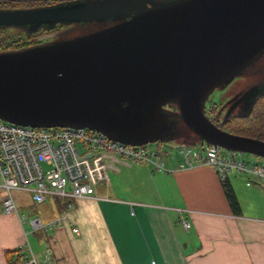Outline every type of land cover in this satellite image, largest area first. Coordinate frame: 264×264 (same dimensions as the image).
Returning <instances> with one entry per match:
<instances>
[{"label":"water","instance_id":"obj_1","mask_svg":"<svg viewBox=\"0 0 264 264\" xmlns=\"http://www.w3.org/2000/svg\"><path fill=\"white\" fill-rule=\"evenodd\" d=\"M60 1L73 2L0 10V30L79 26L0 52V122L87 129L133 147L192 133L200 144L264 158V141L224 131L205 114L216 89L264 58V0ZM258 75L249 76L245 112L264 93Z\"/></svg>","mask_w":264,"mask_h":264},{"label":"crops","instance_id":"obj_2","mask_svg":"<svg viewBox=\"0 0 264 264\" xmlns=\"http://www.w3.org/2000/svg\"><path fill=\"white\" fill-rule=\"evenodd\" d=\"M171 146L159 147L169 153L162 157L168 174L106 155L110 183L96 189L98 199L56 201L36 209L29 194L14 192L19 214L66 218L50 231L42 250L33 252L36 259L47 264H264V188L246 187L242 177L230 176L240 207L235 215L214 170L180 169L182 160ZM240 181L248 203L236 194L243 188ZM5 196L0 188V264H9L6 252L24 253L26 233L17 216L2 214Z\"/></svg>","mask_w":264,"mask_h":264},{"label":"built area","instance_id":"obj_3","mask_svg":"<svg viewBox=\"0 0 264 264\" xmlns=\"http://www.w3.org/2000/svg\"><path fill=\"white\" fill-rule=\"evenodd\" d=\"M174 146L176 155L182 160L180 169L208 166L220 182L234 175L242 177L246 187L264 188V158L252 156L255 160H243L239 158L241 154L207 144L197 148L179 143ZM168 154L160 149L149 150L146 146L133 147L111 141L87 129H38L0 122V188L6 193L1 202L2 214L17 216L21 226L28 223L32 233L53 230L64 224V215L49 219L45 213H36L27 220L25 215L19 214L13 193L29 194L36 209L56 201L98 199L96 189L110 183L106 155L168 174L171 170L162 160L163 155ZM180 223L185 230L189 229L185 220ZM23 236V264H47V260L39 262L36 259L27 242V234Z\"/></svg>","mask_w":264,"mask_h":264},{"label":"trees","instance_id":"obj_4","mask_svg":"<svg viewBox=\"0 0 264 264\" xmlns=\"http://www.w3.org/2000/svg\"><path fill=\"white\" fill-rule=\"evenodd\" d=\"M16 3H20V4L15 5V7H25L24 4H26L25 1H17ZM9 4L10 3H7V5ZM2 31L0 30V34H3L1 33ZM5 39L7 38L4 37L3 39V37H0V42H2ZM19 49H23V47L8 46L5 48L6 51L19 50ZM238 101L239 98L235 99L234 104H236ZM223 107H225V105L221 106L208 102L206 105L205 114H206V110H209L212 115L215 112V125L224 131L239 136L257 138L259 140L264 141V93L260 94L258 97L254 99V101L250 104V108L247 112L243 114L231 113L228 115H224V120L220 121L221 119L218 120L216 119V117L221 112L220 108L223 109ZM173 111H175L174 108ZM209 120L212 122L210 118ZM177 140H178L177 142L190 147L200 145L198 139H195L192 133H189L188 135L183 136ZM221 187L223 189L225 198L232 213L235 215H239L240 214L239 203L237 201V198L233 192L231 185L229 184L228 181H226V182H221ZM23 256L24 253L23 254L20 253L19 250L5 253V257L8 260L9 264H23Z\"/></svg>","mask_w":264,"mask_h":264},{"label":"flooded vegetation","instance_id":"obj_5","mask_svg":"<svg viewBox=\"0 0 264 264\" xmlns=\"http://www.w3.org/2000/svg\"><path fill=\"white\" fill-rule=\"evenodd\" d=\"M17 1H22V0H0V10L34 9V8L51 7V6H56V5H60V4H68V3L73 2V1H60V0H23L26 2V4H24L25 7H15V5L20 4V3H16ZM7 3H10V4L7 5ZM73 27L74 26L56 25L53 29H47L46 27L43 26V27L38 28L36 31H32L31 28L5 29L3 31L1 30L2 31L1 33L4 34L5 38H19V39H21V41H23L21 43H13V45H10V46H14V47L15 46H21L23 48H27V47H31L34 45H40L43 43L50 42L56 38H64L63 35H61L59 37L58 34H60V33L67 34L71 31H72V33H74L75 31L73 29H75L79 26H76L74 28ZM94 27H96V26H94ZM87 28H89V26L83 27V29H87ZM5 48H6V46L3 49H0V52L6 51ZM243 81H242V83L236 81L238 83L236 85L234 84L233 86H231V90L229 93H236V97L234 99H232L231 101H229L228 104L225 105V107H223V109L220 108L221 112L217 115L216 119H218V120L221 119L220 121H222V120H224V115H228L231 113L235 114V112H237L238 114L239 113L240 114L245 113L246 107H243L241 105L242 102L238 103V104H234V100L237 99V97L238 98L240 96L242 97L243 94L246 93V91L249 89V87L246 88L247 85H246V87L244 85V84H247L246 81H244V82ZM233 82H231L228 86H230ZM239 87H242V88L237 90ZM239 94H241V95H239ZM240 100L242 101V99H240ZM227 107H228V110H226ZM240 109L242 112L240 111ZM206 114H207V117L210 118L212 120V122H214V124H215V112L212 115L211 113H209L208 110H206Z\"/></svg>","mask_w":264,"mask_h":264},{"label":"rangeland","instance_id":"obj_6","mask_svg":"<svg viewBox=\"0 0 264 264\" xmlns=\"http://www.w3.org/2000/svg\"><path fill=\"white\" fill-rule=\"evenodd\" d=\"M0 37H3V39H4V34H0ZM21 42H23V41H21V39H19V38H7V39H5V40H3L2 42H0V49H3L5 46L6 47H8V46H10V45H13V43H21ZM263 62H264V58H262L261 60H259L254 66H252L251 68H249L246 72H245V74H247V75H249L250 76V74L253 72V71H255V74L256 75H258L259 73V75L258 76H260L262 73H263V75L261 76V78H264V67L263 68H259V66L260 65H262L263 64ZM259 68V69H258ZM249 76H246V77H244V76H242V77H239V78H237V79H235V81L230 85V86H228V87H225V88H221V89H216L214 92H213V94L209 97V100H208V102L209 103H213V104H216V105H227L228 104V102L229 101H231L232 99H234L235 97H236V93H229L230 92V90H231V86H233L234 84L236 85L238 82H240V83H242V81L244 80V81H246V83L247 84H244L245 85V87H246V85H247V87L246 88H248L249 87V89L246 91V93H244L243 94V96L240 98L239 97V100L240 99H242V106L243 107H246L247 106V104H248V102H249V100L251 99L250 98V96H251V94L253 93V91H254V89H252L250 92H249V90H250V88H251V86H252V84L255 82V78H251V77H249ZM236 81H238V82H236ZM243 81V82H244ZM242 87H239L237 90H239V89H241ZM236 90V91H237ZM238 94V93H237ZM239 95H241V94H239ZM238 98V97H237ZM244 102V103H243ZM207 105V104H206ZM226 110H228V107H227V109ZM209 111V110H208ZM240 111H241V109H240ZM239 111V112H240ZM229 112V111H228ZM242 112V111H241ZM209 113H210V111H209ZM236 114H237V112H235ZM240 114V113H239ZM176 143L175 142H164V143H155V144H148V145H146V147L149 149V150H159L160 148L159 147H165V146H168V145H172L171 147H175L174 145H175ZM198 147V145L197 146H193V148H197ZM223 155H224V153H223ZM240 159H243V160H255V158L254 157H252V156H248V155H245V154H243V155H241L240 157H239ZM239 183H242L241 181L239 182ZM242 185H243V183H242ZM247 189L244 187V185H243V188L242 187H239V188H237L236 189V194L239 196V197H241L242 199H243V202L244 203H248V198H249V196L247 195ZM244 200H246V201H244ZM29 212L28 211H25L24 213H23V215H25V217H26V219L28 220L30 217H31V215L30 214H28ZM22 215V214H21ZM24 228H25V232H26V234H27V236H28V240H29V245H30V247H31V249H32V251L34 252V253H37V252H39V251H41L42 250V246L43 245H45L44 243H45V241L47 240V236L50 234V233H52V232H50V231H52V230H49V231H47V232H44V231H42V230H40V231H38V232H35V234H30V233H32L31 231H30V226L28 225V223H24V226H23ZM31 235H35V236H32L31 237ZM44 247V246H43Z\"/></svg>","mask_w":264,"mask_h":264}]
</instances>
